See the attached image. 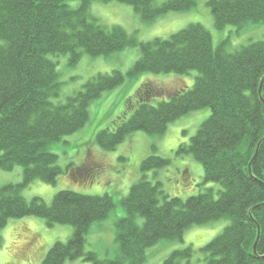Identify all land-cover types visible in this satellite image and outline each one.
I'll use <instances>...</instances> for the list:
<instances>
[{
  "label": "trees",
  "instance_id": "16d2710c",
  "mask_svg": "<svg viewBox=\"0 0 264 264\" xmlns=\"http://www.w3.org/2000/svg\"><path fill=\"white\" fill-rule=\"evenodd\" d=\"M70 1L0 0V170L22 169L21 182L0 188V230L9 220L28 217L42 220L48 229L72 227L69 240L53 243L39 264L79 259L88 264H144L146 250L156 243L180 241L191 227L227 219L229 224L200 250L205 264H264V39L231 52L226 39L214 50L209 32L190 24L167 39L142 43L120 26H100L90 14L91 4L128 5L142 21L154 22L194 9L196 0H166L158 6L155 0H78L73 9ZM206 6L218 31L264 25V0H208ZM126 48L140 52L127 74H97L65 103H52L61 84L57 64L49 57L66 55L68 66L74 67L82 53L108 57ZM192 71L197 73L192 88H177L167 101L149 88L151 82L143 83L134 103L126 100L125 108L134 105L129 118L117 120L112 131H100L95 143L110 152L133 133L160 137L178 119L209 110L189 144L180 145L176 154L199 163L203 183L218 186L216 193L209 189L185 200L168 198L145 174L169 161L149 155L140 164V179L121 201L126 216L114 223L118 256L112 260L84 251L91 227L115 209L110 196L60 191L50 204L22 197L34 181L56 183L63 172L50 146L83 129L90 104L102 94L143 74L185 76ZM156 99L160 101L153 105ZM136 217L143 219L141 226ZM192 254L190 248L174 251L163 264L188 261Z\"/></svg>",
  "mask_w": 264,
  "mask_h": 264
},
{
  "label": "rangeland",
  "instance_id": "374dc122",
  "mask_svg": "<svg viewBox=\"0 0 264 264\" xmlns=\"http://www.w3.org/2000/svg\"><path fill=\"white\" fill-rule=\"evenodd\" d=\"M165 1L155 0L154 3L158 6ZM207 1L196 0L194 9L185 13L168 14L154 22L142 21L132 7L116 2H94L90 6V14L103 28L120 26L127 35L134 36L142 43L155 38L167 39L190 24H199L209 32L214 50L226 39V50L230 52L264 39L263 24H247L240 31L233 26H227L221 31L216 30L210 10L206 6ZM69 7L77 8L78 0L70 1ZM139 57L138 48H126L108 57L92 58L82 53L79 63L74 67L68 66L66 55L49 57L57 64L56 71L61 84L59 95L52 99V103H65L69 96L80 91L83 84L97 74H111L113 71L127 74ZM196 76L195 71L185 76L143 74L137 81L126 79L122 87L102 94L90 104L85 127L50 146L49 151L57 156L56 166L63 172L56 183L48 185L34 181L22 191V197L26 201L38 198L50 204L53 196L60 191L87 196H110L115 209L106 221L91 227L86 236L84 251L95 253L99 259L112 260L118 256L114 223L126 216L121 201L127 196L130 187L140 179V164L149 155L155 154L169 161L165 168L145 174L146 181L151 184L159 183L161 191L168 198L185 200L209 189L216 193L218 186L203 183V172L199 163L187 155L176 154L180 145L189 144L190 138L209 117V110L196 111L178 119L170 124L165 134L160 137L133 133L110 152L101 150L95 143L96 135L100 131H112L117 120L126 121L129 118L133 111L131 107L134 105L125 108L126 100L131 98L134 103L135 91L143 83L151 82L149 88L159 91L162 94L160 97L167 101L174 91L181 87L191 89ZM157 101L160 99H156L152 104L156 105ZM74 168L76 170H73ZM182 174L184 178L186 176V180ZM21 180L20 167L10 172L0 170V188L19 183ZM142 222V218L136 217L138 225L141 226ZM228 224L229 220L221 219L187 229L180 241H160L146 250L144 264H163L174 251L187 248L193 251L192 256L188 261L183 260L178 264H205L204 255L200 250ZM72 233L70 226L57 225L48 229L42 220L32 217L9 220L0 230V264H39L53 243L67 242ZM28 253H32V256ZM65 264L88 263L79 259Z\"/></svg>",
  "mask_w": 264,
  "mask_h": 264
}]
</instances>
